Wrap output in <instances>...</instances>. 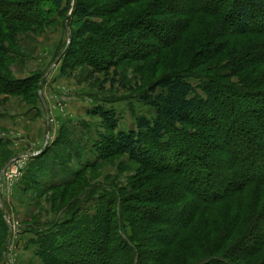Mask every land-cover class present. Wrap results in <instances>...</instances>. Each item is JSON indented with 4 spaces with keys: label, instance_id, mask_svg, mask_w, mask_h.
I'll return each instance as SVG.
<instances>
[{
    "label": "trees",
    "instance_id": "16d2710c",
    "mask_svg": "<svg viewBox=\"0 0 264 264\" xmlns=\"http://www.w3.org/2000/svg\"><path fill=\"white\" fill-rule=\"evenodd\" d=\"M69 13L70 44L56 53L61 75L113 70L111 87L154 117L120 131L116 111L98 106L87 114L106 135L92 159L80 163L86 145L73 130L31 158L24 191L46 196L63 218L30 217L34 257L264 264V0H0V96L41 101L42 73L19 79L14 67L24 65L25 38L64 26ZM107 156L136 166L126 185H101L90 173ZM8 159L3 151L0 169ZM8 241L0 210V264Z\"/></svg>",
    "mask_w": 264,
    "mask_h": 264
},
{
    "label": "rangeland",
    "instance_id": "374dc122",
    "mask_svg": "<svg viewBox=\"0 0 264 264\" xmlns=\"http://www.w3.org/2000/svg\"><path fill=\"white\" fill-rule=\"evenodd\" d=\"M79 26L73 24L71 29L76 30ZM24 41L26 58L22 68L18 70L14 67L15 77L26 79L35 71L42 73L43 77L46 71H50L42 84L41 103L31 106L26 97L0 96V166L3 163V151L9 154L7 163L13 161L3 172L1 171L7 163L0 169V204L5 222L11 229L4 256L6 264H40L29 245L33 234L25 232L24 227L30 222L32 215L38 217L43 224L63 219L61 215L51 214L46 196L39 198L33 191H24L23 178L31 158L34 157L32 155L44 149L46 142L49 145L65 131L73 130V139L81 133L82 143L86 145L80 163L84 164L92 159L93 143L99 142V138L106 135L101 121L87 114L98 106L111 107L116 111L120 131L133 130L134 121L139 117H154L153 111L130 91L118 85L111 87L107 81L114 76L113 70L110 75L99 73L89 76V71L82 69L74 71L71 76L61 75V62H57L56 53L63 46L64 53L68 48V35L62 23L51 26L40 34L30 35ZM96 54L100 55L99 52ZM193 84L196 85L197 82ZM100 166V169L97 167L98 171L96 169L90 173H97V183L105 186L116 183L126 185L136 169L125 158L112 156H107ZM71 167L76 169L74 165ZM93 205L90 203L84 208Z\"/></svg>",
    "mask_w": 264,
    "mask_h": 264
},
{
    "label": "water",
    "instance_id": "95a60500",
    "mask_svg": "<svg viewBox=\"0 0 264 264\" xmlns=\"http://www.w3.org/2000/svg\"><path fill=\"white\" fill-rule=\"evenodd\" d=\"M69 16H70V13L68 14V16L66 17V19H65V21H64V27H65V30H66V32H67V35H68V43H67V45L69 46V44H70V33H69V30H68V26H67V22H68V19H69ZM67 49V48H66ZM50 71V69L48 70V71H46V73L43 75V77H42V79H41V82H40V86H39V95H40V93H41V88H42V84H43V82H44V79H45V77H46V75H47V73ZM46 109V108H45ZM46 112H47V110H45ZM47 123H48V120H47ZM47 140H48V138H47ZM47 146V142H46V145H45V147ZM45 147H44V149H45ZM44 149H42V151H40L39 153H37V154H34V155H39V154H41L42 152H43V150ZM10 163L11 162H9V163H7L4 167H3V169H2V171L1 172H3V170H4V168H6L8 165H10ZM0 207H1V211H2V213H3V215H4V211H3V208H2V205L0 204ZM8 227H9V229H10V226L8 225ZM10 231H11V229H10ZM11 233V232H10ZM8 247V246H7ZM7 247H6V250H7ZM4 261L6 262V258L4 257Z\"/></svg>",
    "mask_w": 264,
    "mask_h": 264
},
{
    "label": "crops",
    "instance_id": "0c3cea01",
    "mask_svg": "<svg viewBox=\"0 0 264 264\" xmlns=\"http://www.w3.org/2000/svg\"><path fill=\"white\" fill-rule=\"evenodd\" d=\"M46 109L44 108V111H45ZM45 113H46V111H45ZM42 151V150H41Z\"/></svg>",
    "mask_w": 264,
    "mask_h": 264
},
{
    "label": "built area",
    "instance_id": "2783aa9c",
    "mask_svg": "<svg viewBox=\"0 0 264 264\" xmlns=\"http://www.w3.org/2000/svg\"><path fill=\"white\" fill-rule=\"evenodd\" d=\"M13 163V161L11 162V164Z\"/></svg>",
    "mask_w": 264,
    "mask_h": 264
}]
</instances>
